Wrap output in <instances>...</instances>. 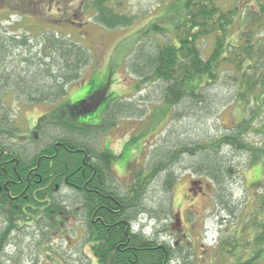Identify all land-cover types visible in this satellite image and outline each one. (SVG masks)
Wrapping results in <instances>:
<instances>
[{
  "label": "trees",
  "instance_id": "1",
  "mask_svg": "<svg viewBox=\"0 0 264 264\" xmlns=\"http://www.w3.org/2000/svg\"><path fill=\"white\" fill-rule=\"evenodd\" d=\"M123 4L124 0H78L76 14L88 11L104 29L131 27L136 17L120 11ZM166 11L165 16L177 14L176 21L148 23L121 56L141 77L139 84L161 81L166 111L184 97L203 102L202 89L218 82L224 71L244 115L216 138L203 144L181 145L163 154L167 156L139 170L123 194L112 185L115 156L97 142L105 125L115 123L113 112L117 110L110 103L105 110L108 121L105 119L102 125L78 121L102 100L103 89L74 104L59 103L68 84L80 80L82 70L89 65L88 50L69 33L57 29L56 23L46 29L21 26L25 33H0V54L13 52L18 59V71L0 73L1 84L24 102L53 104L25 135L18 137L19 146L0 140V264H18L17 251L9 254L6 247L16 243L13 234L24 226H36L47 219L54 228L52 234L64 231L60 228L76 210L56 200L55 194L62 187L71 189L80 199L86 227L83 240L92 255L86 264H170L176 256L173 246L148 236V226L140 224L148 211L162 219L158 216L161 209L148 210L143 204L145 187L178 154L199 159L192 166L196 176L208 181L217 205L232 213L228 186L233 175L241 176V168L231 164L228 154L247 151L249 162L264 155V1L255 0L240 8L239 3L228 4L226 0H172ZM237 18L244 22L234 43L228 31ZM153 34H169L170 40L146 50L141 42ZM208 39L210 49L204 53L200 44ZM251 135H258L260 144L247 140ZM173 181L170 172L163 188L171 190ZM196 181L192 179L191 189ZM135 224L141 228L136 230ZM259 226L264 229V222ZM256 240L263 242L264 231Z\"/></svg>",
  "mask_w": 264,
  "mask_h": 264
},
{
  "label": "rangeland",
  "instance_id": "2",
  "mask_svg": "<svg viewBox=\"0 0 264 264\" xmlns=\"http://www.w3.org/2000/svg\"><path fill=\"white\" fill-rule=\"evenodd\" d=\"M253 1L226 0L228 4L239 3L240 8ZM171 2L124 0L120 11L134 15V24L127 28L104 29L90 18L88 11L76 14L78 0H0V33H25L21 26L30 24L46 29L56 23L57 29L69 33L72 40L88 50L89 65L82 70L80 80L68 84L67 93L59 103L74 104L103 89L102 100L78 121L102 125L105 119L108 121L107 106L111 103L117 110L113 112L115 123L105 125L97 142L115 156L112 185L122 194L139 170L167 156L163 154H170L181 145L203 144L216 138L235 126L244 115L224 71L218 82L202 89L203 102L184 97L166 112L164 84L161 81L139 84L141 77L122 61V54L142 27L151 22L169 24L168 19L176 21L177 14L165 16ZM240 20L237 18L228 31L234 43L238 42L243 27L244 19ZM72 21L78 23L73 25ZM151 36L141 42L146 50L170 40L169 34ZM210 45L211 39L200 44L204 53ZM16 71L17 56L13 52L0 54V73ZM0 98V129L3 128L0 140L9 146H19L18 137L25 135L26 129L53 106L24 102L1 81ZM247 140L255 144L261 142L258 135H251ZM228 157L235 168H241V176L233 175V182L228 186L233 200L230 214L217 205L208 181L196 176L192 169L199 160L196 156L178 154L171 165L163 166L146 184L143 204L148 210L161 209L163 212L158 216L162 219L158 220L155 213L148 211L142 215L145 222L140 225L148 226V236L173 246L176 256L170 264H246L248 261V264H264V240L256 242V236L264 231L259 226L264 222V155L250 162L247 151L230 152ZM168 162L169 159L166 164ZM170 172L174 181L171 190L166 191L163 181ZM192 179L199 180L194 189H191ZM55 198L66 208L70 205L68 208L76 211L67 216L60 228L64 231L56 235L52 234L54 228L49 226L47 219L15 232L16 246L8 245L6 252L16 254L17 251L18 264H86L88 256H92L83 240L86 227L78 195L62 187ZM140 225L135 224L134 228L139 230ZM210 227L212 233L207 235Z\"/></svg>",
  "mask_w": 264,
  "mask_h": 264
},
{
  "label": "flooded vegetation",
  "instance_id": "3",
  "mask_svg": "<svg viewBox=\"0 0 264 264\" xmlns=\"http://www.w3.org/2000/svg\"><path fill=\"white\" fill-rule=\"evenodd\" d=\"M200 183V182H199ZM195 184H198V181L197 182H195L193 185L195 186ZM202 188V186H200V184H199V189H201ZM200 191H203V189L202 190H200Z\"/></svg>",
  "mask_w": 264,
  "mask_h": 264
}]
</instances>
